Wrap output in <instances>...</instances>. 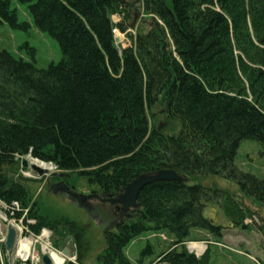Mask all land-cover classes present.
<instances>
[{"label":"trees","instance_id":"trees-1","mask_svg":"<svg viewBox=\"0 0 264 264\" xmlns=\"http://www.w3.org/2000/svg\"><path fill=\"white\" fill-rule=\"evenodd\" d=\"M123 1L30 4L35 25L61 51L46 69L0 50V200L29 207L32 230H52L54 247L72 238L76 259L66 264H85V225L43 207L35 180L19 174L22 158L72 172L106 197L142 174L172 169L187 180L143 186L131 218L104 232L98 260L132 264L127 246L152 232L170 242L159 264H209L208 247L196 257L184 244L198 240L191 230L221 236L223 228L203 215L207 204L218 203L234 227L249 228L244 221L256 214L233 193L199 181L232 179L241 197L264 209V178L234 164L242 140L264 147V0H136L147 28L136 26L119 49L113 28L125 31L134 15ZM113 14L122 20L114 24ZM3 20L19 27L10 0H0ZM159 118L166 127L157 128Z\"/></svg>","mask_w":264,"mask_h":264},{"label":"rangeland","instance_id":"rangeland-1","mask_svg":"<svg viewBox=\"0 0 264 264\" xmlns=\"http://www.w3.org/2000/svg\"><path fill=\"white\" fill-rule=\"evenodd\" d=\"M35 1L36 0H10V8L16 12V19L19 27H13L6 21H2L0 24V50L7 51L16 59L33 63L39 69H46L50 64H56L60 61L61 51L57 41L49 33L41 31L35 25L29 10V5ZM136 4L139 8V2ZM140 10L141 13H143V10ZM132 11L133 14L136 13L134 10ZM138 15L136 26L138 29H143V31H145L147 23L141 19L142 14ZM114 18L116 20L115 22L119 19V17L113 16L112 19ZM131 31L133 32L132 34H135L136 27L133 26ZM116 33L121 34L123 31L118 29ZM130 42L126 34L125 39L119 45L125 48L130 45ZM156 122L158 125L161 124L160 129L166 127V124L164 125L163 123V119L159 118ZM24 158L27 159L29 164L36 163L42 168L47 167L50 172H54L55 170L53 165L42 164L40 160H36L28 155ZM37 161H39V163ZM234 164L243 172L253 174L258 178H264V147L255 140H242L236 151ZM19 174L25 178L35 180L32 183L34 197H37L39 194V198L41 202H43V207L45 205L53 207L58 212H64L85 225L86 233L84 246L87 247V251L84 263L100 264L98 256L105 247L104 232L109 229H114L112 217L107 214V210L111 208V205L108 202L101 204L96 200L90 202L95 206V209L99 211L102 217V224H96L94 221L89 220L87 214H85L81 208L62 199L60 196L49 193L46 187L41 183L38 175H36L30 167H27L26 170L23 171L21 168ZM44 175H47V173H44L43 176ZM79 181L81 192L88 189L84 179H79ZM199 182L205 187H217L233 193L236 198L242 199L247 206L252 208L256 214L255 218L247 221L250 225L249 228L234 227L230 225L217 203L207 204L203 210V215L212 220L213 224L221 226L223 230H226V239H223L225 245L237 252H229L226 249L221 250L216 245L209 244V264H258L255 262L256 258H259V262L264 264V249L262 248L264 242V209L253 203L251 199L241 197L239 187L232 179L209 175ZM191 183L194 182H190V184ZM6 213L10 214V209H7ZM34 220L36 219L34 218ZM12 223L17 224L15 221H12ZM12 223L4 222L0 213V232L2 234H5L6 228ZM193 234L194 230H191V235L193 236ZM68 244H70V242ZM148 244H150L151 250L147 249ZM169 244L170 242L167 235L164 238L160 233L144 232L127 246L126 254L132 264H152L157 261V256L162 251L166 250ZM36 249L38 250V247H36ZM10 254L12 255V250ZM225 259H229V262H225Z\"/></svg>","mask_w":264,"mask_h":264},{"label":"water","instance_id":"water-1","mask_svg":"<svg viewBox=\"0 0 264 264\" xmlns=\"http://www.w3.org/2000/svg\"><path fill=\"white\" fill-rule=\"evenodd\" d=\"M135 23V18L131 22V26H134ZM115 42H119V38H115ZM161 127V125L158 126V129ZM22 165L23 167H29L36 172L39 176H42L44 173L48 172V169L46 168H41L39 167L36 163H31L27 161V159L23 158L22 159ZM58 175L60 176H65L67 175L66 172H61ZM160 180H165V181H186L184 177L181 175L177 174L174 170L172 169H161L158 170L152 174H142L130 183H128L123 191L118 194L115 198H107V199H101L102 202H108L113 205L119 206L120 210V217L125 216V217H130V214L127 212L129 209H135L139 208V204L137 203V195L140 189L145 186L148 183L154 182V181H160ZM82 197H75L78 201V206H82V201L85 199L93 198L96 197V194H89V195H81ZM66 200L69 201V198L66 197ZM88 217L93 220L96 224H100V219L99 218H94L93 216L88 214ZM14 238V229L10 228L7 231L6 235V241H5V246L9 250L12 246ZM189 250V249H188ZM63 253L67 256H71V251L68 247L63 248ZM42 263L43 264H51L50 258L47 256V254L42 255Z\"/></svg>","mask_w":264,"mask_h":264},{"label":"flooded vegetation","instance_id":"flooded-vegetation-1","mask_svg":"<svg viewBox=\"0 0 264 264\" xmlns=\"http://www.w3.org/2000/svg\"><path fill=\"white\" fill-rule=\"evenodd\" d=\"M136 0H129L125 4V6L128 8L129 5H133V10L136 11V6L137 4L135 3ZM128 5V6H127ZM67 175L65 176H60L54 172H48L47 175H42L39 177L41 183L43 184L44 187H46V190L55 195V196H60L62 199L66 200V197L69 198V201L71 204L81 208L86 214L87 212L91 213L94 215V217L100 216L99 211L95 209V206L92 205L90 202L92 200L99 201L101 204H105L106 202H102L101 198H106L103 194L100 192L94 191L92 188H88L83 190L81 192V186H80V181H76L74 177H72V172H66ZM89 194H96V198L92 199H85L82 201V206H78V201L75 197L81 198V195H89ZM130 212L132 210H129ZM128 211V212H129ZM107 214H109L113 219L114 224L116 225L118 221L121 219L119 217L120 215V210L117 205H112L109 210H107Z\"/></svg>","mask_w":264,"mask_h":264},{"label":"built area","instance_id":"built-area-1","mask_svg":"<svg viewBox=\"0 0 264 264\" xmlns=\"http://www.w3.org/2000/svg\"><path fill=\"white\" fill-rule=\"evenodd\" d=\"M6 209H10V214L13 215L14 211L19 210V204L17 202H13L10 206H5ZM26 211L22 214V217L18 220H12L17 222V224L12 223V225H14L19 232V238L17 240V247H16V257L22 261L27 260L28 258H30L32 260V262L34 264H37L39 261V257L35 254L34 252V246L35 243L38 242V240H42L43 244L41 243L42 249L46 252L49 253V255L53 258L57 253L59 254V252H55L52 247L50 246L49 243V237H50V231L43 229L41 231L40 236L35 237L29 230H28V226H24L23 225V221L21 223H19V221L21 219H23V217L25 216ZM29 223L33 222V221H28ZM28 241V245H26L27 241ZM4 241V236L2 235V233H0V243H2ZM27 246V250L26 249ZM44 247V248H43ZM23 249L24 251H19V249Z\"/></svg>","mask_w":264,"mask_h":264},{"label":"bare ground","instance_id":"bare-ground-1","mask_svg":"<svg viewBox=\"0 0 264 264\" xmlns=\"http://www.w3.org/2000/svg\"><path fill=\"white\" fill-rule=\"evenodd\" d=\"M119 38H121L120 36H119ZM22 222V219L19 221V223H21ZM27 241V240H26ZM41 241V243H43V241L42 240H40ZM27 244L26 245H28V241L26 242ZM44 245V244H43ZM190 247H195V248H197V250H198V252H201L203 249H204V246L202 245V244H200V243H191L190 244ZM24 250H27V246H26V249H24ZM23 249H19V251L21 252V251H24ZM54 262H55V264H62L63 263V259L61 258V257H55V260H54Z\"/></svg>","mask_w":264,"mask_h":264},{"label":"crops","instance_id":"crops-1","mask_svg":"<svg viewBox=\"0 0 264 264\" xmlns=\"http://www.w3.org/2000/svg\"><path fill=\"white\" fill-rule=\"evenodd\" d=\"M198 232L201 234V236H204V235H206V234L202 233L201 231H198ZM224 239H226V238H225V236H224ZM225 262H227V263H228V262H229V259H225Z\"/></svg>","mask_w":264,"mask_h":264}]
</instances>
